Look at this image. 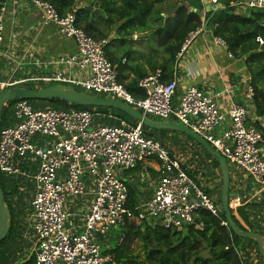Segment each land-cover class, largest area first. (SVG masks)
Listing matches in <instances>:
<instances>
[{
	"label": "built area",
	"instance_id": "2783aa9c",
	"mask_svg": "<svg viewBox=\"0 0 264 264\" xmlns=\"http://www.w3.org/2000/svg\"><path fill=\"white\" fill-rule=\"evenodd\" d=\"M29 1L40 13L41 27L55 25L76 43L78 53L59 57L58 64L76 68L80 75L17 78L7 74L0 78V94L26 84H64L120 101L149 118H174L219 152L235 175L243 174L255 184L252 198L244 201L236 194L230 201L232 209L255 203L259 210L264 205V123L249 122L245 106L235 104L222 112L216 98L198 87L186 90L177 104V82H162L161 70L140 81L145 98L137 99L120 82L117 66L106 56L108 40L89 36L77 26L74 13L61 16L47 1ZM210 3L223 8L219 0ZM7 6L0 7V57L10 58L11 53L3 55L1 50ZM232 6L264 11V0H239ZM201 33L202 27L189 33L177 60ZM257 42L264 45L262 37ZM254 96L249 86L246 99L252 101ZM2 114L0 175L16 201L17 192L27 198L25 216L33 232L30 246L36 264H109L111 258L103 254L99 238L105 239L113 228L147 223L180 230L194 224L200 210L220 216V207L206 191L201 173L193 175L201 171L197 170V155L184 152V159L147 136L142 122L121 119L116 125H98L95 112L39 109L27 100L6 102ZM143 163L152 164L158 182L150 198L132 202L124 174ZM250 222L264 233V206Z\"/></svg>",
	"mask_w": 264,
	"mask_h": 264
},
{
	"label": "trees",
	"instance_id": "16d2710c",
	"mask_svg": "<svg viewBox=\"0 0 264 264\" xmlns=\"http://www.w3.org/2000/svg\"><path fill=\"white\" fill-rule=\"evenodd\" d=\"M43 1L51 3L61 16L74 13L77 26L94 39L108 40L109 45L110 43L119 42L121 49L126 51H124L123 58L128 59L130 57L131 53L126 50L128 48L127 44H129V39H132L135 33L150 32L156 46L154 53H159L162 60V62L155 63L152 71L155 73L160 69L163 74L162 82L164 83H170L174 80L173 68L177 61V55L189 33L201 28L205 22L208 23V26L214 27L213 35L225 42L228 52L233 57L245 59L251 85L255 90L252 102L256 114L264 118V45L261 46L257 42V37H262L264 40V11L251 10L247 16L240 15L236 13L235 7L232 6L239 0H219L224 9L206 13L205 21H203L201 13L204 11L205 6L202 0H176L177 2L174 5L171 1L172 8L175 9L174 15L163 19L158 8L170 0H99V12L102 15L97 19V12L93 11L94 8L92 6L79 8L78 0ZM6 3H8V0H0V7ZM102 24L104 25L103 30L100 29ZM257 24L261 27L256 35L253 31ZM112 32L117 36L110 41ZM108 46L105 49L106 56L112 64L117 66L120 82L135 98L144 99L145 93L140 88L139 83L148 76L147 73L142 74V67L139 66L136 68L139 73H136L134 79L127 81L121 76V71L125 68L123 64L125 63L121 60L117 64L108 54ZM53 85L57 84L40 83L39 87L35 84H26L23 87L31 91H38ZM76 89L84 92L80 88ZM29 102L36 108L41 106L56 109L96 111L95 113H100V109H106L78 106L56 98L43 101L30 100ZM113 117L119 118V115L115 114ZM129 121L136 122L132 119ZM151 130L145 127L146 135L163 144L162 140L159 139L160 137L157 138L154 135L158 132L167 133L169 131ZM196 145L204 150L200 145ZM206 154L212 161V166L218 170L222 178L219 161L207 152ZM229 169L232 173L230 166ZM194 173L193 175H196V172ZM1 178L5 202L12 215V227L7 237L0 242V264H17V260L21 259L18 255V248L20 247V251L25 247L27 248L21 240L22 231L24 232L25 227L22 225L21 210H17L9 201V194L6 192V189L8 191V184L4 177ZM233 186L231 178L229 194H233ZM129 190L132 202H136L135 189L129 186ZM206 191L211 194L210 190ZM221 195L222 189L220 190V201L217 202L220 207L219 217L214 216L209 211L200 210L195 215L194 224L185 226L180 230L165 229L147 223L140 225L132 223L116 227L111 230L105 239L99 238L102 252L104 255L110 256L111 261L109 264H251L248 249L250 245H253L260 255L257 243L237 236L229 227L223 225V223H227V220L221 205ZM17 205L20 209L25 206L23 197ZM263 206L260 205L259 210ZM259 210L257 204L249 203L237 210L231 208V214L240 230L258 233L264 237V233L250 222L251 216ZM137 241L142 243L141 248H143L144 259L138 252L133 250V244ZM260 259L264 262L261 255ZM25 264H36L34 256L29 258L28 261L26 260Z\"/></svg>",
	"mask_w": 264,
	"mask_h": 264
},
{
	"label": "crops",
	"instance_id": "0c3cea01",
	"mask_svg": "<svg viewBox=\"0 0 264 264\" xmlns=\"http://www.w3.org/2000/svg\"><path fill=\"white\" fill-rule=\"evenodd\" d=\"M171 1L173 2V5L177 2L176 0H170L158 8L160 11L164 8L165 11H161V16L164 18L172 17L174 15L175 9L174 7L172 8ZM80 4L82 6H80ZM90 5L93 7L94 2L86 0V2L82 1L81 3V0L79 1V6L81 8L90 7ZM203 5L205 6L204 11L201 13L203 21H205L206 13L216 11L218 9H224V6L221 4L220 5L223 8H214L210 3V0H204ZM234 7L236 9V13L246 16L249 15L250 11H245L236 6ZM99 10L100 9H93V11L97 12V19H99L100 15H102ZM260 27L261 25H259V28ZM100 29H104L103 24L100 26ZM213 32L214 27L208 26V23L205 22L202 26L201 35H199V37L192 42L183 57L176 61L173 68V79L177 82V90L175 94L177 104L186 90L190 87H198L216 98L222 112H227L235 104L243 105L247 108L250 114L249 122L261 125L264 123V118H261L256 114L253 102L246 99L248 88L252 85L250 76L247 72L245 59H237L233 57V55L228 52L226 44H219L217 42V38L213 35ZM113 36V34L110 36V41L112 38H116ZM151 40L152 35L150 32H144L143 34L138 32L135 33L133 38L129 40V44H127L128 48L126 50L131 53L128 59L123 58L126 51L121 49L118 43L109 42L110 45H107L108 54L117 64H119L121 60L127 61V63L123 64L125 68L121 71V76H123L127 81H131L136 76V73H139V70L136 69L139 66L142 67V74L147 73V75H151L154 73L152 71V67L155 63L160 61L162 62L159 53H154L156 49H151L148 46ZM1 50L3 55L5 52H8L9 54L11 53V59L3 56L0 57L1 73L9 68H13V71L22 64L20 68L23 66L25 67L24 74L19 75L18 72L13 71V74H15L14 76L17 78H29L33 76L42 78L52 76L56 73H63L71 76L80 75V71L78 69L74 68L69 70L58 64L59 57L71 56L78 53L76 43L63 36L55 25L41 27L40 13L30 4L29 0L8 1ZM14 65L15 67H13ZM109 113L110 115L108 117L106 116L105 119L102 117L98 118L96 116V124L116 125L120 119L113 117V115H115L114 111ZM150 118L154 121H164L158 120L155 117ZM125 120L129 121V119ZM168 121L178 123L174 118ZM168 131L169 132L167 133L158 132L157 135L159 134L158 137L164 139L169 144H173L174 147H170L172 151H174L173 149H177L176 145L178 143L181 144L179 140H182L184 144H186L185 146H187V148H191L192 146L195 147L197 144L194 143L193 145V142L190 141L189 137L184 134L179 135L173 133L174 131ZM185 146H178V150L181 149L185 151ZM182 147L185 149H182ZM195 152L197 154V158H200V156L205 157V161L207 160L209 163L212 162L203 150ZM210 164L211 167H213L212 163ZM210 164L207 163V165ZM205 167V164L201 167L199 166L200 170L204 168V172H206ZM146 169L148 170V173L145 172ZM231 172L230 176L232 175V186H236V189L233 188V193L235 195L240 193V195L243 196L244 201L246 198H252L255 190V184L250 179L244 178L243 174L235 175L234 169H231ZM196 175H198V173ZM149 177H151V179H149ZM201 177L208 184V190H213L214 192L217 191V180L213 181L216 182L215 185H211L213 182L209 183L208 180L210 179L204 178L202 173ZM238 178L239 180H237ZM124 179L128 186L135 189L136 200L144 201L152 196L154 188L158 182V173L152 167L151 163H143L135 170L125 173ZM8 188L10 190L12 189L10 185H8ZM146 193L147 195L145 196ZM8 199L13 204L14 199L9 196ZM15 204H19V201H16ZM28 207L29 204L25 202L24 207H21V209L16 208L17 210H21V218L23 219L22 225L25 227L24 232L22 231L21 240H23L22 243L27 246V248L23 247L24 249L22 251L18 249V255H20V258L28 255L26 250L28 248L30 250V243L33 238V232L28 226L29 220L27 216H25L26 211H28ZM31 257L32 256H30V258ZM26 260L28 261L29 258L25 259L23 261L24 263L20 264H25Z\"/></svg>",
	"mask_w": 264,
	"mask_h": 264
},
{
	"label": "water",
	"instance_id": "95a60500",
	"mask_svg": "<svg viewBox=\"0 0 264 264\" xmlns=\"http://www.w3.org/2000/svg\"><path fill=\"white\" fill-rule=\"evenodd\" d=\"M259 25H256L253 33L258 34ZM56 98L65 101L69 104H74L78 106L96 107V108H112L120 111L121 113L129 116L130 118L142 122L143 125L148 129L154 130H170L174 132H180L187 137L191 138L195 143L200 145L205 151L211 155L213 158L219 161V170L222 176V195H221V205L224 213L226 214L227 225L234 234L239 237L247 238L253 240L257 243L260 255L264 259V237L258 233L254 232H244L240 230L235 221L233 220L231 214L230 206V186H231V176L230 169L227 160L213 147L205 141L202 137L195 134L189 128H186L179 123H174L171 121H154L149 117L144 116L139 111L135 110L129 105H126L120 101L113 100L110 98L97 97L89 93H85L77 90L75 87L57 84L38 91H31L24 87H13L0 94V117L2 114L3 107L6 102L14 100H38L43 101L46 99ZM248 125V124H247ZM12 227V215L5 202V193L2 188V181L0 175V242L3 241Z\"/></svg>",
	"mask_w": 264,
	"mask_h": 264
},
{
	"label": "rangeland",
	"instance_id": "374dc122",
	"mask_svg": "<svg viewBox=\"0 0 264 264\" xmlns=\"http://www.w3.org/2000/svg\"><path fill=\"white\" fill-rule=\"evenodd\" d=\"M79 1L80 0H78V7L79 8H81L80 6H82L81 4H80V6H79ZM82 1H85L86 2V0H81V3H82ZM90 2H94V5H93V7H96V8H94V9H99V0H89ZM91 6V5H90ZM161 11H165L164 10V8H162L161 9ZM162 18L163 19H165V18H167V17H163L162 16ZM114 36L113 37H116L117 35L115 34V33H112ZM113 39V38H112ZM130 40V39H129ZM117 43H119V42H117ZM120 44V43H119ZM151 49L152 48H156V46H155V44H154V41H153V39L150 41V44L148 45ZM13 67H15V65L13 66ZM12 69L13 68H9V69H6L3 73H1L0 72V78H3L5 75H7V74H12L13 72H12ZM16 72H18V74L19 75H22V74H24V72H25V67L23 66V67H18L17 69H16ZM36 86H40V84H35ZM91 95H94L93 93H91ZM98 97H100L99 95H98ZM37 108H39V109H41V108H43V107H41V106H39V107H37ZM106 109L104 110V109H100V113H96V116L98 117V118H100V117H102V118H104L105 119V117L107 116H109L110 115V113L109 112H112V111H114V114H117V115H119V119L121 120V119H129V120H131V118L129 117V116H127V115H125V114H123V113H121L120 111H118V110H116V109H113L112 110V108H107V107H105ZM96 112V111H95ZM119 114H118V113ZM2 115H6V113H5V111H3V114ZM97 118V119H98ZM157 119L158 120H161L162 118H159V117H157ZM132 120H134V119H132ZM0 126H1V122H0ZM151 130V129H150ZM151 131H154V130H151ZM176 134H181V135H183L182 133H180V132H176ZM155 137H157V138H159L158 136H159V134L157 135H154ZM185 137V136H184ZM160 140H162V142H163V144H166V147H169V149H170V147L171 148H173L174 146H173V144H169L167 141H165L164 139H161V138H159ZM190 139V141H192L193 142V145H194V141L191 139V138H189ZM179 142L181 143V144H177L176 146H177V149H173L176 153H180L181 155H183V158L184 159H187L186 158V155L184 154V152H188V153H190L191 155H193L192 153H194V154H196V152L195 151H202L201 150V148L200 147H198V146H196L195 145V147L194 146H192L191 148H187V146H185L186 144H184V142L182 141V140H179ZM196 144V143H195ZM178 146H185L186 147V150L184 151V150H181V149H179L178 150ZM182 149H185V148H183L182 147ZM170 150H172V149H170ZM205 150V149H204ZM203 150V151H204ZM205 152V151H204ZM178 153V154H179ZM201 153H203V152H201ZM206 153V152H205ZM179 154V155H180ZM197 155V154H196ZM207 155V154H206ZM208 156V155H207ZM208 158H209V156H208ZM200 161H201V163H200ZM207 161V160H206ZM205 161V157H201L200 156V158L198 157L197 158V162H198V166H202L203 164H205L206 165V167H205V171L206 172H204V168H202V170L201 171H199V173L198 174H200V173H202V175L204 176V178H208V179H210V180H208L209 181V183L210 182H213V181H215V180H217L218 182L216 183V182H213L211 185H215V183L217 184V191L216 192H214L213 190H210L211 191V195L214 197V199L218 202V200L220 201V190L222 189V185H223V182H222V178L220 177V174H219V172H218V170L215 168V167H211V164L210 163H212V162H206ZM207 163L208 164H210V165H207ZM213 164V163H212ZM230 168L231 169H233L232 168V166H230ZM197 170H200V168L198 169L197 168ZM212 171H214V172H212ZM212 172V173H211ZM205 173V174H204ZM2 179V178H1ZM204 183H206L205 181H204ZM205 185V187L207 188V183L206 184H204ZM4 187H6V186H4ZM233 188L234 189H236V186L234 187L233 186ZM208 189V188H207ZM6 192L8 193V191H7V189H6ZM9 194V193H8ZM16 195H17V197H18V200L17 201H20V199L22 198L21 196H18V192L16 193ZM147 195V193L145 194V196ZM12 197L13 199L14 198H16V196H15V194L13 193L12 195H10L9 194V197ZM230 197H231V200L233 199V198H235L236 197V195L233 193H231L230 194ZM27 199V198H26ZM25 199V200H26ZM24 200V201H25ZM230 200V201H231ZM15 202H16V200L14 199V201H13V206H15V208H20L18 205H16L15 204ZM25 202H27V201H25ZM21 217H22V214H21ZM27 233H28V231H27ZM142 243L141 242H135L134 244H133V250L135 251V252H138L140 255H141V257H142V259H144L145 257H144V252H143V248H141L142 247V245H141ZM18 249H20V247L18 248ZM27 251V254L28 255H25L24 257H22L21 259H18L17 260V262H18V264H20V263H24L23 261L25 260V259H28V258H30V256L32 255V250H31V248H30V250H29V248L26 250ZM248 251H250V262H251V264H264V262L260 259V255L258 254V251L256 250V248L253 246V245H250L249 246V249H248ZM201 255H207V254H201ZM23 259V260H22Z\"/></svg>",
	"mask_w": 264,
	"mask_h": 264
}]
</instances>
